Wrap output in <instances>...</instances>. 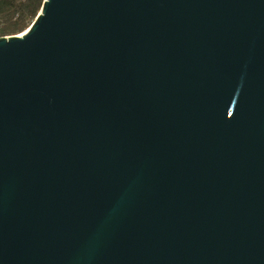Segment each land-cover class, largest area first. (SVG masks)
<instances>
[{
    "label": "water",
    "instance_id": "obj_1",
    "mask_svg": "<svg viewBox=\"0 0 264 264\" xmlns=\"http://www.w3.org/2000/svg\"><path fill=\"white\" fill-rule=\"evenodd\" d=\"M0 264H264V0H43L0 36Z\"/></svg>",
    "mask_w": 264,
    "mask_h": 264
},
{
    "label": "trees",
    "instance_id": "obj_2",
    "mask_svg": "<svg viewBox=\"0 0 264 264\" xmlns=\"http://www.w3.org/2000/svg\"><path fill=\"white\" fill-rule=\"evenodd\" d=\"M43 0H0V36L24 31L39 12Z\"/></svg>",
    "mask_w": 264,
    "mask_h": 264
}]
</instances>
